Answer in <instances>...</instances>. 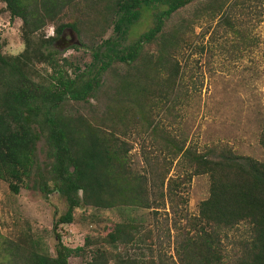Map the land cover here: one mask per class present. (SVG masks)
<instances>
[{"label": "rangeland", "instance_id": "1", "mask_svg": "<svg viewBox=\"0 0 264 264\" xmlns=\"http://www.w3.org/2000/svg\"><path fill=\"white\" fill-rule=\"evenodd\" d=\"M111 1L72 0L37 35L51 37L56 26L75 23L89 46L98 44L112 35L107 26ZM187 1L165 19L160 35L144 46L136 63L107 70L100 104L61 107L60 114L76 131V145H83L84 131L106 145L112 161L105 176L117 180L124 194L110 209L79 204L71 224L52 228L66 204L56 191L44 196L31 189L34 170L17 195L0 181V235L17 248L0 264H24L30 252L53 258L55 235L63 246L82 250L67 264H121L124 259L178 264L175 247L195 235L198 204L209 193L208 175L195 173L191 157L209 154L213 159L226 150L264 163L258 145L264 126V0ZM153 12H142L125 43L151 27ZM20 27L0 3L1 55L23 50ZM64 39L76 48L57 57L66 60L72 77L92 59L76 36L65 32ZM44 151L39 141L35 156L42 175ZM160 178L173 180L180 198L172 199V209L165 197H158L164 190L158 187ZM115 224L131 227L134 248H112L105 242ZM226 235L224 251L244 237L243 228Z\"/></svg>", "mask_w": 264, "mask_h": 264}, {"label": "trees", "instance_id": "2", "mask_svg": "<svg viewBox=\"0 0 264 264\" xmlns=\"http://www.w3.org/2000/svg\"><path fill=\"white\" fill-rule=\"evenodd\" d=\"M71 1L0 0L9 19L20 21L23 43V50L16 56L0 54V181L17 195L20 189L27 188L26 180L34 170L31 189L44 196L56 191L66 204V211L53 222L52 228L71 224L72 211L79 204L110 209L115 198L124 194V188L117 187V180L105 176L112 161L106 145L87 131L83 145H76V131L70 120L60 114L61 107L65 103L90 106L88 101L94 106L100 104L107 70L115 64L136 63L144 46L160 35L165 19L188 3L112 0L107 25L112 35L98 44L89 46L75 23L60 24L53 29V36L40 38L37 34ZM150 10L154 11L151 27L125 43L142 12ZM65 32L76 36L83 50L89 48L87 52L92 59V63L72 77L66 72V60L57 57L76 48L64 39ZM39 141L45 147V175L36 164L35 146ZM258 145L264 149V126ZM191 162L195 173L208 175L209 193L198 204L195 235L175 247L178 264H264V163L233 156L226 150L213 159L209 154L192 156ZM164 180L159 179L158 187L164 190L158 197H165L172 209V199L180 198L172 188L173 180ZM143 207L148 205L144 203ZM240 226L244 237L231 241L224 251L226 232ZM130 228L115 224L112 232L106 233L105 242L112 248H125L128 244L134 248ZM55 241L53 258L30 252L24 264H67L69 257L82 251L80 247L63 246L58 235ZM16 250L13 243L0 235V258ZM120 263L132 264L128 259Z\"/></svg>", "mask_w": 264, "mask_h": 264}]
</instances>
